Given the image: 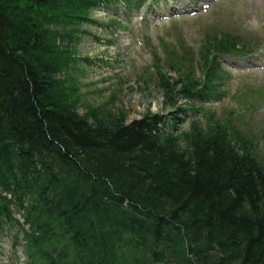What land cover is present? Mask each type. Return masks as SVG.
Wrapping results in <instances>:
<instances>
[{
  "label": "trees",
  "instance_id": "obj_1",
  "mask_svg": "<svg viewBox=\"0 0 264 264\" xmlns=\"http://www.w3.org/2000/svg\"><path fill=\"white\" fill-rule=\"evenodd\" d=\"M158 4L0 0V239L26 264H264L258 139L205 106L227 93L222 59L252 51L241 37L210 28L197 53L169 52L175 79L154 62L169 121L79 114L67 72L92 12Z\"/></svg>",
  "mask_w": 264,
  "mask_h": 264
},
{
  "label": "rangeland",
  "instance_id": "obj_2",
  "mask_svg": "<svg viewBox=\"0 0 264 264\" xmlns=\"http://www.w3.org/2000/svg\"><path fill=\"white\" fill-rule=\"evenodd\" d=\"M158 6L123 17L120 12H92L98 24L83 27L86 34L76 45L80 65L67 72L79 84L82 106H104L112 113L125 111L127 123L147 112L162 115L169 121L175 110L164 104L154 62L162 73L175 79L167 55L197 53L206 29L230 30L241 37L249 54L242 58L226 56L222 67L229 72L219 102L206 107L216 116L230 114L235 123L258 139L259 156L264 157V0H158ZM112 20L121 27H107ZM254 45V46H251ZM254 52V53H253ZM198 75V71L196 72ZM184 107V101L180 102ZM8 238V237H7ZM9 240L0 239V261L5 264L10 254L14 264H24L20 248L11 250ZM13 249V248H12Z\"/></svg>",
  "mask_w": 264,
  "mask_h": 264
},
{
  "label": "water",
  "instance_id": "obj_3",
  "mask_svg": "<svg viewBox=\"0 0 264 264\" xmlns=\"http://www.w3.org/2000/svg\"><path fill=\"white\" fill-rule=\"evenodd\" d=\"M155 264H164V263L156 262Z\"/></svg>",
  "mask_w": 264,
  "mask_h": 264
}]
</instances>
